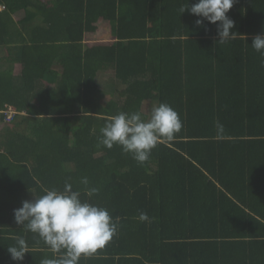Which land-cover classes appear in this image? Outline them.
Listing matches in <instances>:
<instances>
[{"label": "trees", "instance_id": "trees-1", "mask_svg": "<svg viewBox=\"0 0 264 264\" xmlns=\"http://www.w3.org/2000/svg\"><path fill=\"white\" fill-rule=\"evenodd\" d=\"M198 2L0 0L10 65L0 67V113L17 111L11 122L0 116V264L52 258L14 212L66 181L122 218L114 243L79 264H264V53L252 47L264 35V0H237L228 16L241 37L226 44L219 22L199 27L202 17L179 12ZM100 19L115 41L88 46ZM107 73L102 90L96 79ZM160 103L179 112L185 130L149 163L97 147L108 116L147 117ZM84 177L99 195H83ZM141 211L151 223L140 222ZM16 236L31 249L22 262L8 252Z\"/></svg>", "mask_w": 264, "mask_h": 264}, {"label": "clouds", "instance_id": "clouds-1", "mask_svg": "<svg viewBox=\"0 0 264 264\" xmlns=\"http://www.w3.org/2000/svg\"><path fill=\"white\" fill-rule=\"evenodd\" d=\"M236 3L237 0H199L191 7L183 5L179 12L182 15L190 10L192 15L202 17L196 21L199 27L204 26V20L214 25L219 22V44H226L241 37L239 33L233 34L236 25L228 16ZM252 47L257 53H264V35L253 37ZM106 120L97 147L112 150L119 146L140 165L149 163L154 150L174 142L185 130L179 112L168 103L153 105L147 117L140 111L120 112ZM216 129L217 140L228 138L219 120ZM80 183L85 187L83 195L88 198L99 195L100 188L90 187L87 177ZM44 193L32 201H24L22 208L14 212L15 222L22 231L38 237L36 243L42 241L52 254V258H44L40 264H79L81 258H91L106 250L119 236L122 218L114 220L106 208L83 200L82 192L74 191L71 182L66 181L63 190L44 189ZM138 219L142 223L152 222L143 211ZM14 239L16 244L8 247V252L14 261L22 262L31 249L25 237Z\"/></svg>", "mask_w": 264, "mask_h": 264}, {"label": "rangeland", "instance_id": "rangeland-1", "mask_svg": "<svg viewBox=\"0 0 264 264\" xmlns=\"http://www.w3.org/2000/svg\"><path fill=\"white\" fill-rule=\"evenodd\" d=\"M113 25L108 22L99 23L98 31L95 34L85 35V43L88 46H105L111 45L113 39ZM111 77L110 73L99 75L96 79L102 90L107 89L106 82Z\"/></svg>", "mask_w": 264, "mask_h": 264}, {"label": "crops", "instance_id": "crops-1", "mask_svg": "<svg viewBox=\"0 0 264 264\" xmlns=\"http://www.w3.org/2000/svg\"><path fill=\"white\" fill-rule=\"evenodd\" d=\"M3 8H4L3 6H0V11H2ZM23 16H24V12H20L14 16V19H15V21H19L20 19L23 18ZM101 22H108V21L100 19L98 24H97L98 27H99V23H101ZM108 23H110V22H108ZM93 34H95V33H93ZM6 52H8L7 48L4 50L0 49V67H4V68L10 67V65H8L7 62H2V58L5 57ZM8 54H9V52H8ZM13 69H14V71H13L14 75H18L21 72L22 66H21V64L16 63V64H14ZM10 108L15 109L13 107H10ZM22 115H26V113L23 112ZM0 116H1V113H0ZM3 127H4V122H3L2 118L0 117V132L2 131Z\"/></svg>", "mask_w": 264, "mask_h": 264}, {"label": "built area", "instance_id": "built-area-1", "mask_svg": "<svg viewBox=\"0 0 264 264\" xmlns=\"http://www.w3.org/2000/svg\"><path fill=\"white\" fill-rule=\"evenodd\" d=\"M1 114L6 116L7 122H11L13 120V117L17 114V111L8 107L6 108V110L2 111Z\"/></svg>", "mask_w": 264, "mask_h": 264}]
</instances>
